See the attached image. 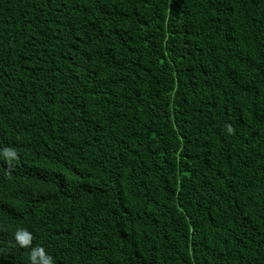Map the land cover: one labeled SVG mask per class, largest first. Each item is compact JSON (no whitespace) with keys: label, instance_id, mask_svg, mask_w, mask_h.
I'll return each mask as SVG.
<instances>
[{"label":"trees","instance_id":"obj_1","mask_svg":"<svg viewBox=\"0 0 264 264\" xmlns=\"http://www.w3.org/2000/svg\"><path fill=\"white\" fill-rule=\"evenodd\" d=\"M46 260L264 264V0H0V264Z\"/></svg>","mask_w":264,"mask_h":264},{"label":"clouds","instance_id":"obj_2","mask_svg":"<svg viewBox=\"0 0 264 264\" xmlns=\"http://www.w3.org/2000/svg\"><path fill=\"white\" fill-rule=\"evenodd\" d=\"M6 155L12 157L13 153L6 150ZM44 264H49V262L46 260Z\"/></svg>","mask_w":264,"mask_h":264},{"label":"snow or ice","instance_id":"obj_3","mask_svg":"<svg viewBox=\"0 0 264 264\" xmlns=\"http://www.w3.org/2000/svg\"><path fill=\"white\" fill-rule=\"evenodd\" d=\"M21 239H24V237H23V236H21Z\"/></svg>","mask_w":264,"mask_h":264}]
</instances>
